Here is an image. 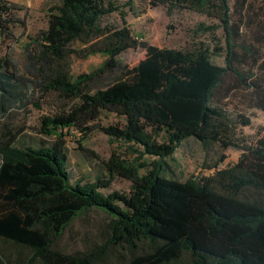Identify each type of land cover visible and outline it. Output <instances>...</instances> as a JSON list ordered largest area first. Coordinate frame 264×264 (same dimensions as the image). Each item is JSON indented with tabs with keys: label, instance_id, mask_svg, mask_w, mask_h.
Segmentation results:
<instances>
[{
	"label": "trees",
	"instance_id": "1",
	"mask_svg": "<svg viewBox=\"0 0 264 264\" xmlns=\"http://www.w3.org/2000/svg\"><path fill=\"white\" fill-rule=\"evenodd\" d=\"M155 1L217 20L224 44L214 51L224 52V65L214 64L204 46L182 51L137 42L120 10L131 0L121 7L110 0H59L47 28L24 46L28 81L15 78L0 58L1 113L36 89L58 100L54 113L40 118V135L74 128L85 138L99 130L139 149L132 161L114 153L102 161L106 177L73 182L63 140L19 147L22 130L4 128L0 264H264V133L249 145L233 137L250 126L247 110L264 113V28L243 38L258 23L248 0ZM13 9L0 0V32ZM115 12L121 27L103 26L101 19ZM130 49L145 52L133 68L118 60ZM95 55L105 58L98 69L73 74V58ZM235 98L232 116L227 102ZM103 112L124 118V125L100 126ZM188 139L205 152L220 151L208 167L212 176L172 177L167 159ZM227 149L239 151L238 160L220 168ZM115 178L130 182L128 194L102 193ZM89 212L103 214L99 241L84 250L57 248L72 222Z\"/></svg>",
	"mask_w": 264,
	"mask_h": 264
},
{
	"label": "rangeland",
	"instance_id": "2",
	"mask_svg": "<svg viewBox=\"0 0 264 264\" xmlns=\"http://www.w3.org/2000/svg\"><path fill=\"white\" fill-rule=\"evenodd\" d=\"M13 6L12 17L6 25V29L0 32V58H5L13 66L15 78L21 79L22 83L27 80L25 71V57L23 49L30 39L36 37L40 31L47 28L49 15L59 6V0H4ZM121 7L127 0H110ZM130 6H124L120 10L124 13V20L128 25L133 37L137 42H147L158 48H169L176 50H192L204 46L213 55L211 61L219 66L224 65V52L214 51L223 48L222 30L218 21L208 18L205 15L185 11L169 10V5L155 0H131ZM251 9L249 14L255 18V23L243 31V38H254L258 34V26L264 28V0H248ZM121 16L119 12L112 13L101 19V24L107 27H121ZM214 26L213 31H199L198 26ZM257 25V27H255ZM261 31V30H260ZM264 31L261 33L263 34ZM145 58L142 49H130L118 56V60L128 68L135 67ZM104 57L95 55L81 60L72 59V72L74 75L89 73L98 69ZM26 89V88H25ZM244 95L245 92L239 93ZM239 98V97H237ZM228 101V109L231 115L237 111L235 104L238 99ZM242 97L240 96V99ZM39 102V106L35 104ZM58 100L54 96H40V93L31 88L23 102L15 103L3 114L0 112V132L4 129L19 130L17 146H38L41 142L51 144L57 139L65 142L67 167L71 180H83L92 182L98 177H106L107 173L102 161L107 160L112 153L119 155L128 161L138 158L134 153L136 146L130 147L121 141L109 140L99 130H93L83 138L82 134L74 128H58L53 130L49 136L39 134L40 118L49 116L57 108ZM240 108L246 109L247 105L240 104ZM251 116L250 126L247 128L235 129L234 140L241 145L254 144L264 133V113L247 110ZM4 115V116H3ZM124 118L112 113L103 112L96 121L100 126L124 125ZM216 148V147H214ZM139 150V149H138ZM220 154V151L212 149L205 152L201 145L193 139L183 142L176 152L167 159L172 169V177L179 181L189 178L210 177L214 169L208 170ZM240 152L234 149L224 151L226 159L219 166L220 168L230 167L238 160ZM142 161L151 162V158L144 156ZM130 182L115 178L109 189L103 190L107 194L111 191H118L128 194ZM104 222L103 214L100 212H89L75 219L57 243V248L63 251L84 250L94 242L99 241V231Z\"/></svg>",
	"mask_w": 264,
	"mask_h": 264
}]
</instances>
